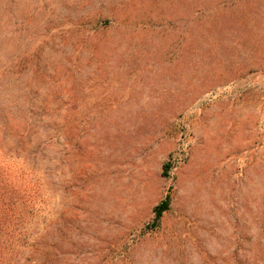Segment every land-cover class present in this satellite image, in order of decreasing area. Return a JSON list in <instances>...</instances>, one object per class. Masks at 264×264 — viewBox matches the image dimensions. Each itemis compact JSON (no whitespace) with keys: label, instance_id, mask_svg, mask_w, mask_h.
<instances>
[{"label":"rangeland","instance_id":"374dc122","mask_svg":"<svg viewBox=\"0 0 264 264\" xmlns=\"http://www.w3.org/2000/svg\"><path fill=\"white\" fill-rule=\"evenodd\" d=\"M9 118L20 264H264V0H0Z\"/></svg>","mask_w":264,"mask_h":264},{"label":"trees","instance_id":"16d2710c","mask_svg":"<svg viewBox=\"0 0 264 264\" xmlns=\"http://www.w3.org/2000/svg\"><path fill=\"white\" fill-rule=\"evenodd\" d=\"M9 125L10 134L19 139L15 144L11 140L5 141V133L0 143V264H20L17 254H24L29 243V215L36 212L35 206L41 202V181L33 174V167L27 153L29 133L23 122L15 119ZM16 123V124H15ZM26 132V134H25ZM169 164L164 165L163 173H167ZM171 196L167 194L153 209L152 227L159 225L164 211L170 207Z\"/></svg>","mask_w":264,"mask_h":264}]
</instances>
